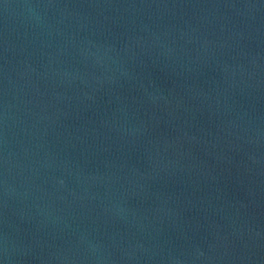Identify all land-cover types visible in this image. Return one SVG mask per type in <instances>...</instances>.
I'll list each match as a JSON object with an SVG mask.
<instances>
[{
	"label": "water",
	"instance_id": "water-1",
	"mask_svg": "<svg viewBox=\"0 0 264 264\" xmlns=\"http://www.w3.org/2000/svg\"><path fill=\"white\" fill-rule=\"evenodd\" d=\"M0 264H264V0H0Z\"/></svg>",
	"mask_w": 264,
	"mask_h": 264
}]
</instances>
